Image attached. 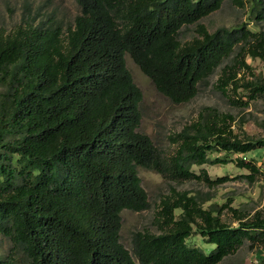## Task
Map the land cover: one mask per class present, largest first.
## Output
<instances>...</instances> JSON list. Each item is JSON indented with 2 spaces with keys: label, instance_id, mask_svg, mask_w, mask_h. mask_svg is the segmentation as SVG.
Wrapping results in <instances>:
<instances>
[{
  "label": "trees",
  "instance_id": "obj_1",
  "mask_svg": "<svg viewBox=\"0 0 264 264\" xmlns=\"http://www.w3.org/2000/svg\"><path fill=\"white\" fill-rule=\"evenodd\" d=\"M223 1L76 0L80 12L65 32L0 29V236L13 250L0 264H218L245 241L264 247L262 211L244 217L231 200L205 208L206 199L171 187L154 214L156 231L134 232L132 254L120 242L121 212L148 206L138 168L216 187L226 178L191 167L226 163L213 152H264L263 139L239 138L234 117L213 108L169 137V155L138 131L142 93L126 54L174 104L192 100L230 58L216 81L221 95L243 106L264 96V78L246 61L264 62V32L241 24L210 33L199 24ZM246 1L250 18L264 20V0ZM189 25L195 36L182 42ZM234 163L250 183L260 172L252 160ZM225 209L236 227L221 219ZM194 235L202 247L188 244Z\"/></svg>",
  "mask_w": 264,
  "mask_h": 264
},
{
  "label": "rangeland",
  "instance_id": "obj_2",
  "mask_svg": "<svg viewBox=\"0 0 264 264\" xmlns=\"http://www.w3.org/2000/svg\"><path fill=\"white\" fill-rule=\"evenodd\" d=\"M239 1L242 4H239ZM79 12L76 0H0V29L10 32L18 25L31 24L59 27L65 32L73 26ZM250 17L246 0H224L217 11L202 18L199 24L204 25L210 33L219 28H230L241 24L247 25L252 31L264 32V20H252ZM193 36H195V26L189 25L179 30L178 39L184 42ZM230 61L231 58L227 59L223 65ZM246 61L255 75L264 78V62L250 58H246ZM125 64L133 82L142 93L141 121L138 131L147 135L161 153L169 155L174 152L175 147L171 145L169 137L194 121L204 108H213L231 114L234 117L231 128L239 138L264 140V96L251 100L247 106H243L221 95L216 89V81L223 65L217 67L212 75L199 84L198 92L192 100L174 104L156 90L152 81L141 72L128 54L125 55ZM240 94L239 101L246 102L247 97ZM209 157L226 163L194 165L191 170L195 174L205 171L211 180L225 177V182L216 187H208L204 182L194 179L179 183L170 182L155 171L138 168L141 186L148 197V206L140 212L129 210L121 212L120 242L131 254L134 232L144 229L156 231L152 225L153 217L160 199L168 193L170 187L197 195L199 199H206L203 203L205 208L214 204L222 205L231 200L230 206L240 210L244 217H251L258 210L264 213V152L256 150L246 155L213 152ZM236 157H243L247 161L252 160L256 163L260 172L252 183L245 178L249 171L237 167L234 163ZM221 219L233 227L238 225L237 219L226 209L221 214ZM188 244L202 247L203 240L199 235H194L189 238ZM11 254L13 250L10 240L0 236V258ZM18 256L21 257V254ZM263 257L264 247L251 246L245 241L235 253L218 264H258Z\"/></svg>",
  "mask_w": 264,
  "mask_h": 264
}]
</instances>
